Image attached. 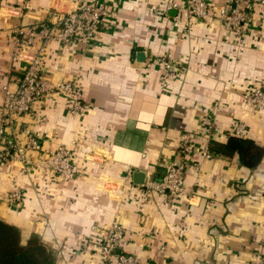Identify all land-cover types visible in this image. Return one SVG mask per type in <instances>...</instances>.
<instances>
[{
	"label": "crops",
	"instance_id": "crops-1",
	"mask_svg": "<svg viewBox=\"0 0 264 264\" xmlns=\"http://www.w3.org/2000/svg\"><path fill=\"white\" fill-rule=\"evenodd\" d=\"M88 1L0 0V105L2 86L14 89L26 67L20 55L11 59L25 45L22 31ZM188 1L106 0L94 39L34 37L25 47L38 53L52 91L15 116L16 139H39V151L27 153L34 162L65 147L77 173L65 179L49 166L3 161L0 219L19 229L22 243L38 237L53 264H118L94 245L114 223L124 230L119 251L139 264H264V153L249 167L228 144L242 125L237 136L264 150V108L247 100L264 85V0L246 4L239 32L179 12ZM222 3L208 0L213 12ZM66 82L79 88L82 110L58 90ZM183 143L194 151L181 191L134 182V171L144 182L161 178ZM15 190L21 199L11 204Z\"/></svg>",
	"mask_w": 264,
	"mask_h": 264
},
{
	"label": "built area",
	"instance_id": "built-area-1",
	"mask_svg": "<svg viewBox=\"0 0 264 264\" xmlns=\"http://www.w3.org/2000/svg\"><path fill=\"white\" fill-rule=\"evenodd\" d=\"M251 2L263 3L261 0H223L219 12H213L210 9L208 0H189L182 7L177 6L179 12L186 11L190 15L199 18H214L218 20L224 28L232 31H241L246 20L248 12L245 9L246 4ZM107 15L106 0H90L87 3L78 5L75 9L59 14L57 18L49 23L36 24L27 28L23 33V42L25 45L18 47L20 52L12 53V61L17 59V55L26 63L22 76L16 80L15 87L10 88L8 84L2 86L3 93L2 104L0 105V163L10 159L18 160L25 167L49 166L52 170L65 179L72 178L77 173V166L72 162V155L65 147H58L53 156L44 160L32 161L27 156L29 150L39 151V139L30 135L25 144H20L14 132L15 116L29 112L32 104L38 99L43 98L48 92L52 91L51 87L41 78V67L38 53H28L25 50L27 45L32 44L34 37H39L44 41L57 40L65 42L73 39H94L99 32L104 18ZM171 63L163 61V75H171ZM58 90H64L73 95V108L83 109L80 101L79 88L72 83H63L59 85ZM250 95V96H249ZM247 100L257 106L264 105V85L253 89L249 93ZM204 125H210L209 120L203 118ZM243 126L238 125L232 134L239 135L243 132ZM205 150V149H204ZM181 158L177 163L169 166L161 178L148 177L144 182L146 189L158 193H177L183 189L184 177L186 173V157L194 149L189 143L181 145ZM206 152V151H205ZM21 194L15 190L8 194L7 200L11 204L18 203ZM103 237L94 244L107 257H115L118 264H139V259L133 254L119 251L120 239L123 236V227L117 223L110 224L103 228ZM86 245V242L83 243ZM88 244V243H87ZM255 264H262L259 261Z\"/></svg>",
	"mask_w": 264,
	"mask_h": 264
},
{
	"label": "trees",
	"instance_id": "trees-1",
	"mask_svg": "<svg viewBox=\"0 0 264 264\" xmlns=\"http://www.w3.org/2000/svg\"><path fill=\"white\" fill-rule=\"evenodd\" d=\"M228 144L240 154L243 163L249 167L258 164L264 150L253 140L230 135ZM0 264H53V257L47 245L32 236L21 242L19 229L0 219Z\"/></svg>",
	"mask_w": 264,
	"mask_h": 264
},
{
	"label": "water",
	"instance_id": "water-1",
	"mask_svg": "<svg viewBox=\"0 0 264 264\" xmlns=\"http://www.w3.org/2000/svg\"><path fill=\"white\" fill-rule=\"evenodd\" d=\"M133 176H136L134 182L137 184H144V173L141 171H134Z\"/></svg>",
	"mask_w": 264,
	"mask_h": 264
},
{
	"label": "rangeland",
	"instance_id": "rangeland-1",
	"mask_svg": "<svg viewBox=\"0 0 264 264\" xmlns=\"http://www.w3.org/2000/svg\"><path fill=\"white\" fill-rule=\"evenodd\" d=\"M250 96V95H249ZM261 108H264V105L261 107ZM21 242H23V240H21ZM90 242H93L92 240H90Z\"/></svg>",
	"mask_w": 264,
	"mask_h": 264
}]
</instances>
